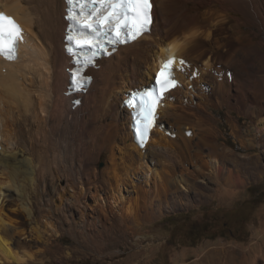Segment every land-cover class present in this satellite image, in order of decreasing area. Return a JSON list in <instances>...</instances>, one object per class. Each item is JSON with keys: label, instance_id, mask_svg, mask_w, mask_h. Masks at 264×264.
<instances>
[{"label": "bare ground", "instance_id": "1", "mask_svg": "<svg viewBox=\"0 0 264 264\" xmlns=\"http://www.w3.org/2000/svg\"><path fill=\"white\" fill-rule=\"evenodd\" d=\"M152 5L150 32L100 59L98 69L87 72L92 82L85 94L65 96L71 66L63 50V0H0V12L14 17L26 38L15 62L0 58V260L16 264L32 258L13 248L12 234L25 226L33 234L30 244L54 236L55 225L78 227L79 236L98 239L115 217L137 224L168 188L187 189L181 176L165 170L177 166L171 157L179 147L166 136L160 117L173 121L171 128L178 126L186 143L190 128H212L209 107L226 106L257 120L255 135L263 129V113L255 106L261 107L264 96L259 76L264 0H152ZM170 46L181 86L164 96L141 149L122 101L150 85L172 54L165 51ZM75 98L80 104L72 109ZM227 122L238 131L236 121ZM104 152L107 163L100 171L96 164ZM230 176L238 180L231 171Z\"/></svg>", "mask_w": 264, "mask_h": 264}, {"label": "rangeland", "instance_id": "2", "mask_svg": "<svg viewBox=\"0 0 264 264\" xmlns=\"http://www.w3.org/2000/svg\"><path fill=\"white\" fill-rule=\"evenodd\" d=\"M260 105L255 109L264 119V96ZM220 108L207 109L210 130L205 126L187 130V143L178 126L171 128L173 121L160 117L164 131L169 132L166 136L179 147L171 157L177 166L169 164L164 169L181 176L187 189L168 188L137 224L115 217L111 226L103 227L102 237L95 233L98 239L80 237L78 227L55 225L54 236L45 235L44 241L30 244L33 234L25 226L19 235L12 234L13 248L32 258L16 264H264V123L259 122L263 129L255 135L251 130L257 120L231 113L226 106ZM229 117L238 131L227 122ZM147 154L155 156L151 148ZM107 157L102 153L98 170L105 167ZM230 171L238 175L237 181L229 177ZM6 261L0 264H14Z\"/></svg>", "mask_w": 264, "mask_h": 264}, {"label": "snow or ice", "instance_id": "3", "mask_svg": "<svg viewBox=\"0 0 264 264\" xmlns=\"http://www.w3.org/2000/svg\"><path fill=\"white\" fill-rule=\"evenodd\" d=\"M66 50L75 65L71 69L70 87L85 91L92 77L87 70L96 67L97 57L108 54L107 47L136 40L150 31L152 0H65ZM23 40L22 29L13 18L0 13V57L15 60L17 47ZM172 53L162 60L152 88L134 93L127 101L136 124V135L141 145L156 119V107L163 96L178 86L173 65L177 63ZM181 71L185 61L180 59ZM76 103H79L77 101Z\"/></svg>", "mask_w": 264, "mask_h": 264}]
</instances>
